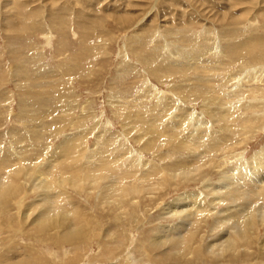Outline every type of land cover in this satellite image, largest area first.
Returning <instances> with one entry per match:
<instances>
[{"label": "rangeland", "instance_id": "rangeland-1", "mask_svg": "<svg viewBox=\"0 0 264 264\" xmlns=\"http://www.w3.org/2000/svg\"><path fill=\"white\" fill-rule=\"evenodd\" d=\"M195 146L214 185L264 149V0H0L3 176L28 184L31 215L52 200V219L58 203L95 220L60 245L2 227L18 260L26 248L49 264H179L145 251V231L178 221L163 207L185 194L207 208L198 178L171 175ZM252 232L256 250L264 224Z\"/></svg>", "mask_w": 264, "mask_h": 264}, {"label": "bare ground", "instance_id": "bare-ground-1", "mask_svg": "<svg viewBox=\"0 0 264 264\" xmlns=\"http://www.w3.org/2000/svg\"><path fill=\"white\" fill-rule=\"evenodd\" d=\"M231 47L232 45L227 48L229 49ZM256 78H258V76H256ZM214 118H217V115H215ZM151 127L150 130L157 132ZM224 127L226 128V126ZM155 145L156 144H154V146ZM187 146L191 147L190 149L193 148L190 145ZM202 146L204 145H201V147ZM183 147L179 145L177 149L180 151L185 149V147ZM214 147L216 146L214 145ZM190 152L192 153V151ZM193 152L194 154L190 155L191 157L193 156V158L190 160L183 159L182 163H176L178 164V168L176 172L171 175L175 178L179 175H183L185 180L198 178L200 183L205 187L204 190L208 191V195L211 196L210 200L206 199L207 208L203 205L202 197L196 193L185 194L174 202L167 204L166 207H163L161 218L171 220L177 219L178 221L173 224H158L147 232L145 231V251L147 250L152 253L151 256L154 258H157L158 255L162 253L165 257L175 259L179 264H238L241 262L243 264H249V258L255 259L264 256V252H261L262 249L264 250V243L258 245L256 250L252 249L253 245H257L258 240L256 238L259 236L252 231L256 229V225L264 224V205L261 204L260 200L263 199L264 201V169L260 168L264 167V159L261 160V158H264V149L250 161L251 166H249V169L241 171V165L238 167L240 172L239 175H237L235 168H232L234 173L230 172V170L224 171L223 169V171H221V178L216 183L217 185L210 182V177L208 179L205 178V167L207 166L208 160L199 163L201 158H203V151L199 152V149L195 146ZM17 163L20 162L18 161ZM17 163L11 161L7 165L13 166ZM1 165L2 164H0V167ZM251 168H253V170H251ZM83 169L85 168L82 167V170ZM13 171L14 169H12V172ZM4 174L5 172H3V169H0V231L3 227L4 229H2V231L12 233L11 235L14 236L16 234L17 236V234L25 230L22 229V225L25 227L29 225L31 227L29 229L32 233L31 235L34 236L33 238L36 241L39 240L43 242L53 240L59 243V245L61 242H70L72 239H89V234L86 235L85 233L86 231L88 232L89 226L95 220L94 218L92 219L93 216L91 217L89 215V219L86 217V220L89 221H86L85 218L83 219L82 207L79 206L78 208H74L75 212H68L69 216H67L61 210L63 206L59 207L58 203L57 206L53 205V208L59 209L58 212H56L60 214L59 218H63L62 221H59V219H52L54 213L52 214L51 200L48 207L39 209L34 215H31L30 207L33 208V205L27 206V204L25 206L22 203L25 198L26 190L29 188L28 184L22 180H12L10 179L11 175L6 173V176H3ZM234 175H236V177H234ZM87 179L89 183L90 181L92 183V181L96 182L97 177L88 176ZM114 183L115 182L112 181L106 189L109 190L113 188ZM33 186L39 188L38 182H34ZM251 193H254V195ZM252 196L254 198H252ZM21 198L22 204H19ZM223 199L231 203L229 212H227L229 208L225 210L219 208V204ZM69 202L71 201L69 200ZM60 211H62V213ZM222 211L223 213H221ZM10 212V217L5 218V215ZM31 212H34V210ZM235 213H237L238 216L234 218L233 215ZM12 214L14 221H11ZM211 219L213 220L212 223L210 221ZM207 225H209L210 232L212 233L206 230ZM28 233L26 231V235L30 236ZM214 233L217 235L216 239H212V236H209L210 234L215 236ZM14 242H16V240L12 237H6V240H3L2 244L5 243L6 246L0 245V264L50 263L49 260L51 258L37 259L38 256L42 255L38 254L34 249L27 251L25 248L26 246L22 247L25 248V251H23L27 253L28 257L18 260L17 258L19 255H17L16 249L21 247L19 246L20 244L16 245L19 247H13L17 243ZM42 245H44V243ZM256 253L257 256H255ZM15 259L16 262L14 261ZM166 262L168 263L169 261ZM132 263L136 262L133 261Z\"/></svg>", "mask_w": 264, "mask_h": 264}]
</instances>
